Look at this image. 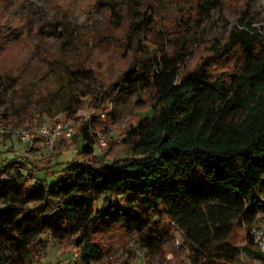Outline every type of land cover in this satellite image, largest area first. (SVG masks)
<instances>
[{
  "label": "trees",
  "instance_id": "obj_1",
  "mask_svg": "<svg viewBox=\"0 0 264 264\" xmlns=\"http://www.w3.org/2000/svg\"><path fill=\"white\" fill-rule=\"evenodd\" d=\"M106 3L115 17L102 37L118 56L105 76L76 66L68 74L74 89L60 107L38 99L26 113L3 111L0 121L41 126L56 114L71 116L86 105L104 109L129 94L137 97L129 125L99 155L95 133L76 126L44 163L26 158L33 182L14 171L21 156L10 141L5 153L12 157L0 158V173L13 171L0 182V264H40L48 237L67 253L78 252L72 264H114L105 242L114 230L133 234L161 261L171 224L182 232L191 264H230L239 254L264 260L259 248L228 244L233 222L251 226L264 209V27L239 21L221 37L181 48L175 82L160 87L150 69L162 46L154 5ZM180 38L173 31L165 41L173 49ZM70 149L71 161L54 163Z\"/></svg>",
  "mask_w": 264,
  "mask_h": 264
},
{
  "label": "rangeland",
  "instance_id": "obj_2",
  "mask_svg": "<svg viewBox=\"0 0 264 264\" xmlns=\"http://www.w3.org/2000/svg\"><path fill=\"white\" fill-rule=\"evenodd\" d=\"M106 1L0 0V114L3 111L26 113L29 104L38 99L50 100L54 109L60 107L66 94L74 89L68 74L76 66L93 68L105 76L118 56V51L107 37H102L115 17ZM150 1L156 10L152 17L162 44L152 55L150 69L160 87L175 82L176 70L181 67L182 54H178L182 52L181 48L189 49L195 41L206 42L221 37L239 21L257 29L264 27V0ZM173 31L181 32L182 38L172 49L167 46L165 37ZM166 59L169 62L164 66ZM141 97L145 96L141 94ZM136 98L122 94L104 109H98H106L105 112L110 113L109 118L100 119L93 126L106 135L108 144L110 139L119 140L120 131L129 125L128 115ZM90 109L97 110L86 105L82 111ZM49 121L50 118L47 119ZM83 123L80 116L76 118L74 127ZM131 125L135 126V123ZM9 146L10 141L6 139V145L0 147V158L12 157V153H5ZM18 148V143L14 141L13 150ZM101 151L96 148V154ZM73 157L74 149H70L54 163L69 162ZM60 168L57 165L53 170ZM37 176L42 177L43 173L39 172ZM52 179L50 177L47 182ZM254 218L251 226L232 223L228 239L230 246H249L252 250L259 248L264 252V209L256 211ZM170 229L173 238L167 242L165 258L161 261L152 259L147 252L148 264H191L182 232L172 224ZM105 242L111 248L112 257L109 259L114 264L125 261L141 264L138 255L142 249L133 234L114 230ZM67 252L51 243L40 264H72V253ZM230 264H264V260L239 254Z\"/></svg>",
  "mask_w": 264,
  "mask_h": 264
},
{
  "label": "built area",
  "instance_id": "obj_3",
  "mask_svg": "<svg viewBox=\"0 0 264 264\" xmlns=\"http://www.w3.org/2000/svg\"><path fill=\"white\" fill-rule=\"evenodd\" d=\"M106 110V109H105ZM105 110H80L76 114L66 116L65 114H56L50 118L49 122L41 126H36L35 122L29 126H14L10 123L0 121V141L7 139L18 143V149L14 154L21 156L19 162L15 165V170L21 173L28 181L33 182L34 178L27 171L24 162L27 157L32 156L33 159L40 163H44L47 158L54 152L56 145L62 141H68L75 132L76 118L81 116V120L86 124L88 129L95 133L96 145L99 149L107 148L108 140L103 132H98L93 128L94 120H105L107 112ZM65 116L64 117H62ZM12 172L2 171L0 173V182L10 180ZM50 237L47 239V245L50 248ZM141 264H148L147 252L141 250L139 253ZM72 258H78V252H72Z\"/></svg>",
  "mask_w": 264,
  "mask_h": 264
}]
</instances>
